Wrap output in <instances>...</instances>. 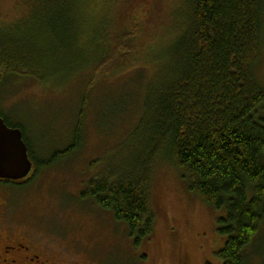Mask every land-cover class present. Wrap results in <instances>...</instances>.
<instances>
[{
  "label": "trees",
  "instance_id": "trees-1",
  "mask_svg": "<svg viewBox=\"0 0 264 264\" xmlns=\"http://www.w3.org/2000/svg\"><path fill=\"white\" fill-rule=\"evenodd\" d=\"M42 1V11H50L41 18L45 28L39 29L40 19L35 18L27 32L0 29V85L11 74L40 80L54 74L46 59L45 30L75 64L82 59L79 67L93 65L92 85L124 68L130 46L142 49L140 42L134 43L142 33L140 23L119 33L107 24L94 33L89 56L76 46L85 0ZM178 8L175 36L163 52L152 55L160 68L144 84L142 113L120 168L92 179L83 195L112 211L136 242L150 238L156 225L153 170L168 158L191 191L225 209L218 231L227 238L217 252L223 264H251L250 248L264 224V87L255 75L263 45L264 0H182ZM93 55L98 56L91 63ZM82 132L81 120L67 149L50 161L36 160L37 169L71 155L81 146ZM25 141L35 159L26 136Z\"/></svg>",
  "mask_w": 264,
  "mask_h": 264
},
{
  "label": "rangeland",
  "instance_id": "rangeland-1",
  "mask_svg": "<svg viewBox=\"0 0 264 264\" xmlns=\"http://www.w3.org/2000/svg\"><path fill=\"white\" fill-rule=\"evenodd\" d=\"M181 1L85 0L86 7L79 9L82 33L76 46L89 56L94 33L102 32L105 25H112L113 32L118 33L133 23L142 25L141 36L134 39L142 49L130 46L124 68L100 77L92 85L96 79L90 68L93 65L79 67L82 59L75 64L45 30L46 59L54 74L45 80L11 74L0 85V114L24 129L35 167L36 160L50 161L54 153L66 150L82 120L81 146L71 155L37 169L22 185V193L13 196L15 207L10 213L13 221L16 218L22 222L19 226L36 229L49 240L58 238L52 244L84 250L88 256L85 264H223L217 252L227 238L218 231L225 209L214 208L191 191L168 158L158 161L153 170L151 203L156 225L150 238L136 242L112 211L83 195L92 179L120 168L142 113L144 84L160 68L152 55L163 52L175 36ZM41 3L0 0V29L27 32L35 18L40 19L39 29L45 28L41 18L50 11H42ZM262 27L263 45L255 75L264 87V11ZM35 36L36 31L27 37L31 40ZM97 56H92L91 63ZM260 111L264 118V107ZM250 249L251 264H264V224Z\"/></svg>",
  "mask_w": 264,
  "mask_h": 264
},
{
  "label": "flooded vegetation",
  "instance_id": "flooded-vegetation-1",
  "mask_svg": "<svg viewBox=\"0 0 264 264\" xmlns=\"http://www.w3.org/2000/svg\"><path fill=\"white\" fill-rule=\"evenodd\" d=\"M0 117L8 126L20 128L25 140L23 128L9 121L5 115L0 114ZM29 157L33 166L26 177L18 180L0 178V264H85L87 261L84 250L52 244L51 241L58 238H44L36 229L19 226L22 222H17L16 218L15 221L11 219L10 212L15 207L13 196L17 192L22 193V185L29 182L37 170L30 152ZM14 188L17 189L16 192L11 191Z\"/></svg>",
  "mask_w": 264,
  "mask_h": 264
},
{
  "label": "water",
  "instance_id": "water-1",
  "mask_svg": "<svg viewBox=\"0 0 264 264\" xmlns=\"http://www.w3.org/2000/svg\"><path fill=\"white\" fill-rule=\"evenodd\" d=\"M32 166L22 130L8 126L0 117V178L22 179Z\"/></svg>",
  "mask_w": 264,
  "mask_h": 264
}]
</instances>
